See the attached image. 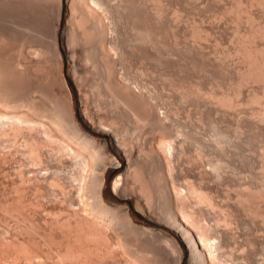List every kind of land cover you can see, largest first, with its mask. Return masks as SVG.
<instances>
[{"label": "rangeland", "instance_id": "374dc122", "mask_svg": "<svg viewBox=\"0 0 264 264\" xmlns=\"http://www.w3.org/2000/svg\"><path fill=\"white\" fill-rule=\"evenodd\" d=\"M124 1L123 6L128 9L125 13L130 16L126 15L127 19L129 17L128 27L131 28L127 27L130 30L127 29V39L131 38L130 42L132 35L136 36L137 26L142 28L145 38L142 43L144 51L140 53L134 47L136 43L133 44L136 39L132 43L126 39L129 68L127 65L119 70V77L130 80L133 87L138 83L142 85V92L155 106L157 114L176 120V129L185 137L181 139V146L178 141L174 143L171 156L168 153L167 156L165 147H159L157 157L140 161L143 167L140 177L142 183L151 188L149 195L152 199L148 192L150 199L139 190L140 180L136 183L130 178L127 158L123 150L115 146L113 134L91 125L83 113L87 111L96 124L113 126L118 136L128 142L131 139L130 143L139 137L144 148L153 138L169 135L163 131L160 136L162 133L158 132L162 128L150 123L146 116L141 117L146 121L137 123L132 115L137 110L132 100H125V103L122 100L127 99L124 94L111 90L103 67L96 69L86 62L83 41L76 32L79 30L75 29L74 21L73 25L69 22L70 0H0V67L10 75L7 74L9 78L4 76L6 81L3 79L13 94L9 101L16 103V92L24 93L25 97L35 100L33 111L46 110L49 114L54 106L59 104L57 109L66 103L68 88L73 113L81 128L92 136V142L102 151L103 160L112 159L105 163L101 193L108 206L119 210L120 214L124 210L129 214L127 220L130 222L121 218L124 214L119 216L120 221L125 222L116 226L120 232L116 230V234L128 251L132 250L133 253L129 251L132 255L139 254L135 256L148 263L158 260L161 264H171L170 258L181 254L179 263L190 264V252L184 241L163 224L171 214L178 215L182 211L189 219L196 240L197 233L206 240L201 250L206 252L210 246L216 249L218 258L207 259L208 264H264V1ZM18 58L22 66L25 65V73H20L14 66ZM43 91L50 92L59 103L48 100ZM53 102L57 104L53 106ZM131 108H135L133 113ZM133 137L136 138L133 140ZM185 141L188 143L184 144ZM53 142L45 146L48 172L33 170L34 173H27L31 174L34 183H46L43 174L50 178L61 177L66 182L68 172H78L74 153L66 148L65 143ZM20 144H0V154L11 156L8 162H0V236L5 242L0 248V257L6 248L14 250V255L18 248L23 249L22 245L42 257L50 251L53 254L49 255H54L61 249L55 240L59 232H49L46 225L48 213L34 207L32 203L36 198L31 192L17 194V158L23 152ZM101 165L97 168L100 169ZM118 175L121 176L120 188L114 189ZM164 183L166 189L162 187ZM74 185L75 182L68 188H72V195L77 200V186ZM191 186L202 189L207 196L197 200ZM46 194L50 200L48 208L51 209V203L52 209L58 208L61 194L50 189ZM111 259L109 263L107 259L104 261L117 264ZM66 260L58 264H76V261ZM51 261L46 264H57ZM97 263L99 261L93 264ZM0 264L34 263L29 259L20 261L2 257Z\"/></svg>", "mask_w": 264, "mask_h": 264}, {"label": "bare ground", "instance_id": "6f19581e", "mask_svg": "<svg viewBox=\"0 0 264 264\" xmlns=\"http://www.w3.org/2000/svg\"><path fill=\"white\" fill-rule=\"evenodd\" d=\"M123 1L124 0H70L69 11L71 13V15H70L71 20H69V22L71 21V23H72L74 21L73 22L75 24L74 26H77V28L75 27V29L79 30L76 32H79L78 33V34H80L79 37H80L81 41H83L82 45L85 48V50H84L85 56L88 59L86 62L89 61L92 65V67L96 68V69L98 67H99V69L101 67H103V69L105 70V73H106L105 75L107 76L108 86L111 88V90H113V92L115 90L118 93L120 92V93L124 94L125 97H127V99H125V98L122 99L125 103H126L125 100H127V101H129L128 99L132 100V105L134 104V107L137 110H134L135 108H131V111H132V109L134 110V114H132L133 111H132V113L131 112L130 113L134 117H136L137 123L139 122V120H142V118H141L142 116H143V118H144V116H146L147 120L150 123H152L154 125H159L162 128L161 129L162 131L158 132V133H162L160 136H163V131L166 134L168 133L167 136L169 135L168 137H162V138H159L156 140L153 138L146 145V148H144L143 144L141 145L140 140H138L139 137L136 136L137 133L135 134V136L137 138L135 137L136 138L135 139L133 137V140L135 139L136 142L132 140L134 143H130L131 139L128 142L124 138L118 136L117 132H115V130L112 129L113 126L109 128V125H106L108 127H105L102 124H99L101 122H98V124H96L93 121V119H91V117L86 113L87 111L86 112L84 111V113H83L84 118L87 119V121L91 125L97 126L98 129H102L104 131H109L113 134V136L115 138V142H116L115 146L117 148L123 150V152L125 153V156L127 158V163L129 166L128 168H130V170L127 169L128 171H130V173H129L130 175L129 174L128 175L131 176L130 178L135 180L136 183H138L137 181L140 180L139 181L140 182L139 190H141L145 194L148 192V195H149L151 188L149 186L143 184L144 182L141 180L142 178L140 177V176H142V173H143L142 172L143 169H141L143 167L141 166L140 161H142V160L145 161V159L147 160L150 158L154 159V157H157V148H159V147L160 148L165 147L166 148V154L168 153L169 156H171L174 143L178 141V144L182 145L181 139L182 138L185 139V137H183L184 135H182L183 133L181 130L176 129V124L178 123V122L174 123V121H176V120H172V119L170 120V119H168L169 117L167 115H164V114H162V115L157 114V112L155 111V106L151 103L150 99H148V97L142 92L143 91V90H141L142 85H139V83L136 84L134 87L137 90H135L134 87L132 86L131 82H129L130 80H128L124 77H122V78L119 77V75H120L119 73L121 72L119 70H121L122 68L125 69L127 67V65L129 68V64H127V62L129 63V61L127 60L128 59L127 49H129V46L127 47L126 46L127 43L125 44V42L128 41V43H130L132 40L136 39L135 40L136 42L133 41L134 42L133 44L136 43L135 46L133 44L132 45L137 50H139L138 52L140 53L141 51H144L143 50L144 44H142V43L144 41L143 39L145 38L143 35L144 31H142V28L140 26L139 27L137 26V27H135V31H134V32H136V36L134 37L132 35L133 38L130 42H129V39H131V38L127 39V37H129V36H127L128 35L127 31L129 29H131L130 27H128L129 25L127 23V21L129 22L128 19L130 16H129L128 12L126 11L128 16H129V17L127 16L128 19L126 18L127 14L125 13V10H128V9L123 6V4L126 2V1H124V2ZM56 17H57L56 22H58L59 9H58V15ZM134 19H136V18H134ZM73 23H72V25H73ZM131 25H132V23H131ZM54 27H55L54 29H56L57 24ZM69 27H70V25H69ZM132 30H134V28ZM131 33H132V31H131ZM131 33H129V34H131ZM78 34H76L75 37ZM126 39H127V41H126ZM146 39H147V37H146ZM78 42H80V41L78 40ZM149 43H151V41ZM152 44H154V43H152ZM134 47H132V48L134 49ZM251 49L252 48H250L249 50H251ZM137 50H136V52H137ZM246 56H248V55H246ZM250 57H252V56H250ZM141 60L142 59L140 58V61ZM251 60H252V58H251ZM14 63H15L14 66L17 68V71H19L20 73L23 71V73H25L24 72L25 70L23 69V67L25 68V65L22 66L23 63L19 60V58H18V60H15ZM141 63H142V61H141ZM252 63H251V65H252ZM140 66H142V65H140ZM139 70H141V69H139ZM249 73H250V71H249ZM7 74L9 75V73L5 69L0 67V144H2L3 142H5V143L9 142L10 145L12 144V146H14L15 144L21 143L20 145H22L21 147H22L23 152H22L21 156H19L17 158L18 159L17 161L19 162V165H18L19 168L18 169L15 168L17 170V175L19 178V183H18L19 185L17 188V194L18 193L23 194L24 192H25V194H27L26 192H31L30 193L31 195L32 194L35 195L36 201H35V203H32V204H35L34 205V207L36 206L35 208H40L43 211H46L48 213V216H46V217L49 219L46 220V222H47L46 225L48 226L49 232H51L52 230L59 232V236H58L59 240L55 239V238L54 239L56 241H58L57 244H59V245H57V246H60V247H58V249L59 248H61V249H59V250L57 249L58 251L54 255H52L53 252L50 251L49 253H52L51 255H49V253H47L46 255H44V257H42L41 255L39 256V254H36L33 251L31 252L29 250H26L23 247V245L19 242L22 245L21 247L23 248V249L18 248V251L20 253L17 254L18 251H16V254L13 255L14 250L12 251L11 249L6 248L4 250L5 252L1 254L0 258L5 257L6 259H10V258L17 259V260L20 259V261L29 259L34 264L35 263L46 264V263H50V262H48L50 260H52L54 263L57 262V264H58L59 262H62V261L64 263V261L66 259L67 260L70 259L71 263L72 262L75 263L74 261H76V264L77 263H79V264H83V263L84 264H93L94 262L96 263L97 261H99V263H97V264H103V263L105 264L106 262L104 261V259L105 260L107 259L108 260L107 263H109L110 262L109 259L114 257L113 260L111 259V261L116 262L117 264H161L160 261H158V260L153 262V263H148L146 261L147 262L146 263V262H144L145 259H141L140 256H139L140 258L136 257L139 254L136 255L134 253L132 255L131 254V253H133L132 250L129 249V251L131 252L130 253L128 251V249L126 248V245H124L123 240L119 237V234L118 233H117L118 235L116 234V232L118 231L116 229L117 228L116 226L118 224L120 225V223L123 222V221H120L119 216H121V214H124L123 216H121V218L123 217V220H124V217L126 218V220L130 219V216L125 210H124V213L122 212L120 214L119 210L117 211V209L115 210L114 208L108 206L105 203L103 196H102V193H101V185L103 182V171L106 167L105 163H110L112 161V159H111V157L110 158L108 157V159H106V162H105V160H103L104 158H103V155L101 153L102 151L100 152V150H98V148L94 144L95 142L94 143L92 142V139H93L92 136L87 134L81 128L78 120L76 119V117L73 113L72 104H71V95H70V92L67 88V85L65 83L64 78H62V81L64 80V83H65L66 88H67L66 91H68L67 92L68 94L65 91V93L67 94V97H66L67 99L64 97L66 99V103L62 107H60V108L58 107L56 109V107L59 106V104L56 107L54 106L57 103H59L57 101V99L52 98V95L50 92L43 91V92H45L44 96H46V98L48 100L52 101V99H53L54 101L57 102V103L53 102L55 104H52L55 108L54 110H51L52 113L51 112L49 113V111H48L47 113H49V114H46V112H45L46 110L44 111V108H43L44 112H42L40 109H39L40 112L33 111L35 108L33 105V101H35V100H33V101L30 100L31 98L29 99V96L25 97L23 95L24 93L21 94L19 92L18 93L16 92L15 95L18 96L15 100L16 103L14 102V104H13L9 101L10 95L12 94L11 93L12 91L10 92L11 88H9V89L6 88V85L4 83V80L6 81V79H4L5 78L4 76L7 77ZM84 74H87V73H84ZM257 74H259V73H257ZM256 76H258V75H256ZM250 77H251V75H250ZM7 78H9V77H7ZM7 80H10V79H7ZM15 81H16V79H15ZM8 86L10 87V85H8ZM35 87H37V86H35ZM106 88H107V86H106ZM39 93H41V92H39ZM110 93H112V92H110ZM40 96H42V94ZM46 98H45V100H46ZM48 103H49V101H48ZM119 103H116V104H119ZM34 104H35V102H34ZM129 111H130V109H129ZM36 112L39 114H37ZM139 118H141V119H139ZM143 120H145V119H143ZM137 123H135V124H137ZM177 126H178V124H177ZM180 126L181 125L179 124V127ZM151 131H153V130L151 129ZM157 131H158V129H157ZM187 134H186V136L188 137ZM158 136H159V134H158ZM193 136H191V137H193ZM216 136H219V135H216ZM219 138H222V137H219ZM187 139L191 140V138H189V137ZM223 139H221V140H223ZM195 140L196 139H194L193 142H195ZM216 140H217V138H216ZM51 141L52 142L58 141V143L60 141V142L65 143L66 148L68 147L71 150V152L74 153L75 158H77L74 162V165L77 166L78 172H75V173H72V172L69 173L68 172L66 182L61 177L52 178L53 177L52 176L50 178L47 174L46 175L43 174L44 176L42 177V179L45 178L46 183L45 182L43 184L38 183V182H42V181H38V182L36 181V183H34L35 181H33L31 179V174L29 175L27 173H29L30 171L33 172V170L34 171L37 170V172H39L40 170H44V171H46V173L48 172L49 169L46 168V162H47L46 159L47 158L45 157L46 156L45 155V149H46L45 146H47L48 142H51ZM198 142H197V144H198ZM185 143H188V142L185 141L184 144ZM189 143L192 144L191 142H189ZM220 143H221V141H220ZM202 144H203V142H202ZM204 144H206V143L204 142ZM202 146L198 145V147H202ZM200 150H201V148H200ZM61 151H63V149ZM162 153H164V152H162ZM168 154H167V156H168ZM10 159H11L10 155H8V154L5 155V153L3 154V152L0 154V162L1 163L8 162V160H10ZM98 165H101L102 167L100 166L101 168L98 169L97 168ZM215 165H213V166H215ZM158 169H159V167H158ZM37 172H35V175ZM156 174H157V172H156ZM120 177L121 176L118 175L115 178L114 184H113L114 189L120 188V184H121ZM73 181L75 182V185L77 186V189H76L77 190L76 195L78 197L77 200L74 199V197L72 195V192H71L72 188L69 189L71 186H73V184H74ZM164 181H166V180H164ZM162 187L166 189L167 184L164 183ZM48 189H50V191L52 190L56 193L61 194V197L59 194V197H60V198L58 197L59 199L56 198L60 202V204L58 203L59 204L58 208L54 207L52 209V203L51 202H50L51 204H49L51 206V209L48 208L47 203H48V201H50V200H47V198L49 199V197H47L48 195L46 194V193H48ZM190 190H191L192 194H194V196L197 198V200L201 199V198H205L207 196V195L205 196L203 190L199 189L198 187L191 186ZM148 195L146 194V197L148 199H150L152 196L149 195V197H150L149 198ZM203 200H206V199H202V201ZM55 201L53 202V204L57 202V201L56 202ZM148 203H149V201H148ZM54 206H56V204ZM118 213L120 215H118ZM127 221L130 222L129 220H127ZM189 223H190L189 219L187 218L186 214L182 211H180L178 215L177 214H171L170 217L165 219V221L163 222V224L166 227H168V228L172 229L174 232H176L177 235L184 241L186 247L189 249V252H190V264H208L207 259L213 260L215 258H218V255L215 253L216 249H212L211 246L207 247L206 252L205 251L203 252V250H201V248L203 249V247L206 245V243H205L206 240H204L205 238L202 235L197 233L196 234V236L198 237V241H197L195 238V235H193V233L191 232V229L193 230V228H192V226H190ZM121 226H122V224H121ZM16 227H17V225H16ZM120 228H122V227H120ZM113 231H114V234H112ZM3 240L4 239H2L0 236V248L5 245V242ZM208 244H209V242H208ZM16 246L18 247V245H16ZM180 256H181V254H177V255L173 256L172 258H170V259H172V263L171 262L170 263L171 264H180L179 263ZM115 258H116V261L114 260ZM36 259H38V260H36ZM83 261H85V262H83ZM101 261H102V263H101ZM214 261H216V260H214ZM164 264H166V263H164Z\"/></svg>", "mask_w": 264, "mask_h": 264}, {"label": "trees", "instance_id": "16d2710c", "mask_svg": "<svg viewBox=\"0 0 264 264\" xmlns=\"http://www.w3.org/2000/svg\"><path fill=\"white\" fill-rule=\"evenodd\" d=\"M137 213V212H136ZM138 214V213H137Z\"/></svg>", "mask_w": 264, "mask_h": 264}, {"label": "water", "instance_id": "95a60500", "mask_svg": "<svg viewBox=\"0 0 264 264\" xmlns=\"http://www.w3.org/2000/svg\"><path fill=\"white\" fill-rule=\"evenodd\" d=\"M183 245H184V243H183Z\"/></svg>", "mask_w": 264, "mask_h": 264}]
</instances>
